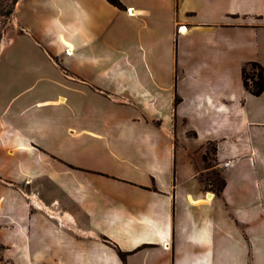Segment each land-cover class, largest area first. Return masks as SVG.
Wrapping results in <instances>:
<instances>
[{
    "label": "crops",
    "instance_id": "crops-1",
    "mask_svg": "<svg viewBox=\"0 0 264 264\" xmlns=\"http://www.w3.org/2000/svg\"><path fill=\"white\" fill-rule=\"evenodd\" d=\"M119 1H16L0 264H264V0Z\"/></svg>",
    "mask_w": 264,
    "mask_h": 264
},
{
    "label": "rangeland",
    "instance_id": "rangeland-1",
    "mask_svg": "<svg viewBox=\"0 0 264 264\" xmlns=\"http://www.w3.org/2000/svg\"><path fill=\"white\" fill-rule=\"evenodd\" d=\"M15 1L16 0H0V44L2 41H4L7 26L11 21L12 13L16 4ZM57 59L60 64H63L61 58ZM245 68L246 75L249 77L248 81L250 84H252L251 78L256 76L258 69L252 64L247 65ZM214 165V145L210 144L208 145V162L206 163V166L211 168L203 171L201 176L205 184L210 186L213 190H215L217 187V175L215 173H219V169L213 167Z\"/></svg>",
    "mask_w": 264,
    "mask_h": 264
},
{
    "label": "trees",
    "instance_id": "trees-1",
    "mask_svg": "<svg viewBox=\"0 0 264 264\" xmlns=\"http://www.w3.org/2000/svg\"><path fill=\"white\" fill-rule=\"evenodd\" d=\"M16 1H15V3H16ZM108 1L110 3L116 5V6L122 7V4H121V2L119 0H108ZM251 64L254 65L258 69V72H257L255 77L251 78L252 84H250L249 81H248L249 77L246 75V68H244V70H243L244 85L253 94L260 95L264 91V71H263V67H262V65H260L259 63H256V62H253ZM214 152H215V147H214ZM204 160H205L206 163L208 162V154L204 156ZM215 174L217 175V178H216L217 187H216L215 191L217 193H220L223 190L224 186H225V180L219 173H215ZM119 254L121 255V257L124 258V254L121 251H119Z\"/></svg>",
    "mask_w": 264,
    "mask_h": 264
},
{
    "label": "built area",
    "instance_id": "built-area-1",
    "mask_svg": "<svg viewBox=\"0 0 264 264\" xmlns=\"http://www.w3.org/2000/svg\"><path fill=\"white\" fill-rule=\"evenodd\" d=\"M179 31H183V27L182 26L179 27ZM208 194H210V192H208Z\"/></svg>",
    "mask_w": 264,
    "mask_h": 264
},
{
    "label": "bare ground",
    "instance_id": "bare-ground-1",
    "mask_svg": "<svg viewBox=\"0 0 264 264\" xmlns=\"http://www.w3.org/2000/svg\"><path fill=\"white\" fill-rule=\"evenodd\" d=\"M183 31H184V29H183ZM69 53V52H68Z\"/></svg>",
    "mask_w": 264,
    "mask_h": 264
}]
</instances>
